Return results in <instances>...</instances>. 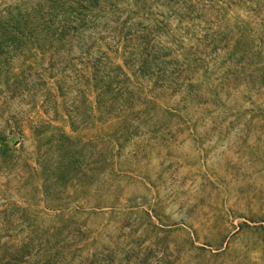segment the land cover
I'll list each match as a JSON object with an SVG mask.
<instances>
[{
    "label": "rangeland",
    "instance_id": "1",
    "mask_svg": "<svg viewBox=\"0 0 264 264\" xmlns=\"http://www.w3.org/2000/svg\"><path fill=\"white\" fill-rule=\"evenodd\" d=\"M38 1L0 0V13ZM79 11L58 14L79 37L70 55L36 18L1 57L0 234L14 217L11 241H58L55 264H264V0H96L86 20ZM140 36L165 74L143 79L131 65L145 58ZM94 64L102 78L122 67L124 87L156 97L155 109L131 123L105 115ZM50 93L65 94L55 112ZM44 244L30 264L50 259Z\"/></svg>",
    "mask_w": 264,
    "mask_h": 264
},
{
    "label": "trees",
    "instance_id": "2",
    "mask_svg": "<svg viewBox=\"0 0 264 264\" xmlns=\"http://www.w3.org/2000/svg\"><path fill=\"white\" fill-rule=\"evenodd\" d=\"M85 2L88 3V5H92L94 4V2H96V0H44L42 2L38 1L30 9H25L23 12L20 9H16V11L9 9L4 14L0 13V60L2 55L10 52L11 50H16V48L21 47L20 45L25 43L27 36L30 34L29 20H34L36 18L42 20L41 25H44V27L47 29L46 36L50 39L49 45L52 46L54 43H56L59 54H62L64 56L70 55L74 46V42L79 37L76 33V27L70 22L62 21L63 19H59L58 14H65L68 12L71 14L72 12L76 14H82L79 13V10L83 9L82 20H86V11L88 5H86ZM109 5L112 6V3H110ZM42 11H44L45 13H42ZM117 11L119 10H113L114 13H116ZM115 23L119 24V17L115 20ZM4 33H8V35L5 36ZM133 35L134 34L132 33L124 35L123 40L125 41V44L130 43L134 45L132 41ZM3 39H6L7 42L5 47H2ZM138 39L142 42H139L138 44H143V51L140 53L145 58L134 60L131 65L137 66V71L143 79L144 77L149 78L147 74L149 72L152 74V77L154 72L165 74V69L160 68L161 63L160 65L155 63L154 67H151L150 65L149 59L152 58V60H159L155 56H153V39H148L141 36L138 37ZM95 41H93L92 44H94ZM120 42L121 40L117 41L116 47H119ZM81 46L82 48L79 49L80 52L90 55V47L85 51V49H83V45ZM124 46L125 48H127V45ZM129 47H132V45ZM132 49L134 50V48ZM44 52H49V48L45 49ZM141 54L139 56L140 58ZM102 57L104 58V55H102ZM100 60V58L96 59L97 62H100ZM8 61L9 59L0 64L6 65ZM66 63L67 61L65 62V64ZM51 67L53 68V64L51 65ZM91 67L96 72L94 75L96 79H99V81L103 83L102 87H100V90L104 91L100 92L98 96L102 97L99 106L104 108L105 115H113L115 117H118L121 119V123H126L128 121L131 123L135 120L140 119L142 116H148V109H155V106L157 105V101L155 99L156 97H150V99H148L147 97L142 96V92H140L142 90L141 88H137L136 90L132 91L128 86L124 87L128 80L127 74L123 71L122 67L117 66L115 68H112V70L107 72L105 78L97 76L98 66L96 64L92 65ZM151 70L153 73L151 72ZM6 73L7 81V79H9V71L7 70ZM139 85H141V83H139ZM159 87H162V85H159ZM15 88H13L12 90H15ZM14 93H16V91H14ZM63 95L65 96V94L50 93L48 100L53 103L54 112L58 110L59 107L56 96ZM71 108L72 109L67 110L68 113L71 114L69 115L71 122L74 123L75 115H72V113H70L74 108ZM32 129L36 132L38 131L37 126L32 127ZM25 166L28 170H33L32 172L38 171L36 167L30 168V166L28 165ZM21 211L22 212L19 211L20 214L18 215V218L20 219L22 218L21 216L26 213V209H22ZM12 218L14 217H10V219L4 221L3 223L7 226L6 234H0V264H30L29 259L31 258L33 250L35 251V253H38L45 245L44 243L49 245L50 250L55 251L52 252L49 260H47L46 262H41L40 264H55L60 262V259L64 253H61V251L59 250V248L62 247L59 245L58 241L52 242L49 239H39V237L29 238V242L26 245H20L19 242L11 241L14 236L13 232L16 231V227L14 228V225L12 223ZM25 221V218H22V222L25 223ZM4 237L8 238L7 241H5ZM34 242H38V246L36 247V249H33Z\"/></svg>",
    "mask_w": 264,
    "mask_h": 264
}]
</instances>
